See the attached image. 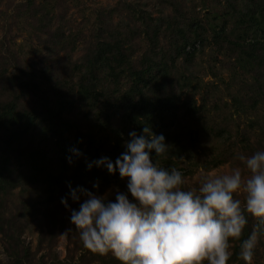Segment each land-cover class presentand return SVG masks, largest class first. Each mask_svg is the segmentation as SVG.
<instances>
[{
	"label": "trees",
	"instance_id": "obj_1",
	"mask_svg": "<svg viewBox=\"0 0 264 264\" xmlns=\"http://www.w3.org/2000/svg\"><path fill=\"white\" fill-rule=\"evenodd\" d=\"M183 1L157 0L170 6L169 15H153L130 0L95 8L91 27L82 34V52L73 60L67 49L73 38L65 32L64 0L3 4V21L6 16L10 22L25 23L30 37L25 49L12 46L15 34L6 36L5 30L0 36V243L8 258L0 264H32V251L21 237L32 218L44 219L45 225L36 249L50 247L71 211H78L69 185L98 196L112 183L127 192V181L120 179L118 170L110 174L106 167L95 165L89 170L87 164L102 157L115 162L126 151L130 132L142 135L148 126L153 134L164 136L168 151L160 157L154 150L150 154L162 167L170 169L193 155L197 131L183 133L181 122L191 113H200L196 109L203 104H188L180 94L187 79L184 60L196 41L206 38L217 52L229 54L232 73L238 66L251 75L245 81L236 72L241 80L229 95V106L244 114L250 130L238 140L222 139V145L228 150L264 151V0H214L213 5H204L207 36L201 32L199 18L186 16ZM114 13L119 15L116 20ZM136 39L142 42L134 52ZM178 57L183 58L179 65ZM241 85L244 90L238 91ZM256 104L260 109L252 111ZM222 128L224 136L227 129ZM73 148L82 155H75ZM62 199H67L70 215H62ZM109 199L115 200V192ZM255 224L249 216L241 240L232 242L228 264H245L238 258L240 244ZM72 228L79 238L73 224ZM258 243L264 249V234ZM79 245L83 246L80 238ZM258 252L255 247L254 257ZM80 258L120 264L111 254L87 249Z\"/></svg>",
	"mask_w": 264,
	"mask_h": 264
},
{
	"label": "clouds",
	"instance_id": "obj_2",
	"mask_svg": "<svg viewBox=\"0 0 264 264\" xmlns=\"http://www.w3.org/2000/svg\"><path fill=\"white\" fill-rule=\"evenodd\" d=\"M129 136L126 151L115 162L102 157L87 164L89 170L93 165L106 167L110 174L118 170L127 192L117 188L113 201L109 194L98 196L69 185L73 201L84 198L70 217L83 247L111 254L120 264H228L232 242L241 240L251 216L256 224L240 244L238 258L252 264L264 234V151L240 154L243 169L204 174L197 187L185 188L180 170L151 158L153 150L156 157L168 151L163 135L145 126L142 135L133 131ZM71 151L82 155L78 149ZM61 203L68 207L67 199Z\"/></svg>",
	"mask_w": 264,
	"mask_h": 264
},
{
	"label": "rangeland",
	"instance_id": "obj_3",
	"mask_svg": "<svg viewBox=\"0 0 264 264\" xmlns=\"http://www.w3.org/2000/svg\"><path fill=\"white\" fill-rule=\"evenodd\" d=\"M6 1L7 0H0V10ZM118 1L119 0H64V3H66L65 32H69L73 38V42H71L70 46L67 48L71 60L78 57L82 52V47L84 45L82 34L87 33L91 27L94 9L98 7H111L117 5ZM130 1L139 3L153 15L171 14L170 6L165 2L157 3V0ZM213 4L214 0L183 1V7L186 9V16L191 18L195 15V18H199V22L203 29L201 32L205 33L206 36L209 28L207 25L208 20L204 12H207L208 7L206 8L203 6ZM57 9L58 8L55 7V10ZM124 12L125 9H122L121 13L124 14ZM4 17L5 19L3 21L2 14L0 13V36L7 30L6 36L11 37L15 34L13 36L14 41H11L13 47L20 45L22 48L28 49L29 45L27 40L30 37V32H28V28H26L27 25L21 22H10V17ZM117 18H119L118 14H112L113 20ZM17 26H19V28H17ZM141 42L142 41L139 39L133 41L132 47L134 48V52L140 47L139 44ZM193 47L191 56L184 60L186 67L183 73L187 75V79L185 85L182 87V94H180V97L188 104L194 101L195 104H203V107L202 109H196V111L200 113H191L181 122L183 133H186L189 129H196L197 131L194 138V147H196V151H192L193 155H190L187 160H179L175 163V168L183 173L185 188L197 187L201 176L204 174L211 172L225 173L237 166L243 169V164L237 157L240 154L250 156L256 152L253 148L228 150L225 143L222 145V139L225 140L226 137L231 136L229 140H238L242 133L246 134L250 130L247 120L244 118V114L241 111L237 113L233 110V106H229V95L234 91V88L238 87L241 80V77L236 72L242 74L245 81L248 79L251 80V75L246 71H242L238 66L235 68L236 72L232 73L234 72V70H232L233 58L229 56V54L226 55L217 52L213 43L208 39L206 40V38L205 40L194 42ZM35 59H37V57H35ZM182 61L183 58H179L177 64L179 65V62L181 63ZM182 79L183 74L178 77L179 81H182ZM245 83H243V86H246ZM243 86L241 85L238 91L240 88L243 91ZM227 87L229 89H227ZM85 108L86 107H83V110H85ZM250 109L254 111L255 109L259 110L260 107L256 104ZM80 113L82 114V107ZM262 117L264 118V113ZM260 119L261 118H259V120ZM222 127H226L227 129V132L223 133L224 136H222V129L225 128ZM82 128L85 127L82 126ZM229 144L231 143L229 142ZM197 153L199 155H197ZM116 189V184L112 183L104 189L101 195L114 193ZM91 192L95 194L94 191ZM237 198L242 199L241 196ZM83 199L84 198L81 197L80 203L83 202ZM80 203H73L78 210ZM68 209H70V205L62 209L63 216L69 214ZM26 224L27 227L21 234V237L23 243L28 245L29 250L32 251V264H41V262H44V264H49L50 262L53 264H99L95 260L80 258V253L84 252L85 249L83 246L79 245V238L77 234L76 236L74 235L70 220H66L63 227L56 231L54 241L51 243L50 247H48V245H41L39 249H36L37 237L40 233V228L42 231L45 230L44 219L36 220L32 218L28 220ZM68 230H71V232L67 236L62 235ZM262 246L263 245L259 243L256 245L259 252L255 257L253 256V262L255 264H264V249ZM0 260L4 262L8 260L1 243Z\"/></svg>",
	"mask_w": 264,
	"mask_h": 264
}]
</instances>
